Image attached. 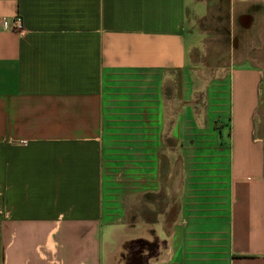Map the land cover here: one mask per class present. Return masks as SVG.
Segmentation results:
<instances>
[{"label":"crops","instance_id":"0c3cea01","mask_svg":"<svg viewBox=\"0 0 264 264\" xmlns=\"http://www.w3.org/2000/svg\"><path fill=\"white\" fill-rule=\"evenodd\" d=\"M16 15L0 264H264V0H0Z\"/></svg>","mask_w":264,"mask_h":264},{"label":"rangeland","instance_id":"374dc122","mask_svg":"<svg viewBox=\"0 0 264 264\" xmlns=\"http://www.w3.org/2000/svg\"><path fill=\"white\" fill-rule=\"evenodd\" d=\"M221 27H226V28H229V25H228V22H225V25L224 26H221ZM208 31V33L207 34H209V32L210 33H220V39L218 40V42H217V44L219 43V47H220V44H222L223 46H221V51L217 54V56L216 57H218V58H220L221 60H225V59H227L228 58V56H229V54H230V46L228 45V38H226L225 36H224V31H223V29H218V28H211L210 30L208 29L207 30ZM199 38H200V36H199ZM225 38H226V40H225ZM253 42H254V44H256V45H260L262 42L257 38V37H255L254 39H253ZM217 44H215V48H217ZM226 44V45H225ZM198 47H199V49H201V44H200V41H199V45H198ZM218 47V48H219ZM261 52H258L259 53V55H261L262 57H261V59H263V57H264V49L263 50H260ZM262 53V54H261ZM250 55H256V50L255 49H253V50H251L250 51ZM264 64V63H263ZM263 100H264V95H263ZM259 131H262V132H264V103H263V105H261V108H260V114H259Z\"/></svg>","mask_w":264,"mask_h":264},{"label":"built area","instance_id":"2783aa9c","mask_svg":"<svg viewBox=\"0 0 264 264\" xmlns=\"http://www.w3.org/2000/svg\"><path fill=\"white\" fill-rule=\"evenodd\" d=\"M0 25L3 28H13L15 30H22L23 25H22V20L20 18L19 15H16L12 24H8V21L6 20L5 17L1 16L0 17ZM20 143H24V142H20Z\"/></svg>","mask_w":264,"mask_h":264}]
</instances>
